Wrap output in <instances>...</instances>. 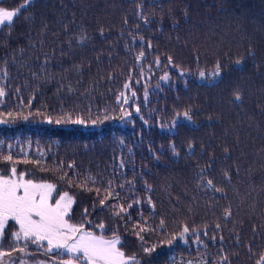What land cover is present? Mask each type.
Wrapping results in <instances>:
<instances>
[{"label": "trees", "instance_id": "trees-1", "mask_svg": "<svg viewBox=\"0 0 264 264\" xmlns=\"http://www.w3.org/2000/svg\"><path fill=\"white\" fill-rule=\"evenodd\" d=\"M24 2L0 0V176L138 264H264V0Z\"/></svg>", "mask_w": 264, "mask_h": 264}, {"label": "snow or ice", "instance_id": "snow-or-ice-1", "mask_svg": "<svg viewBox=\"0 0 264 264\" xmlns=\"http://www.w3.org/2000/svg\"><path fill=\"white\" fill-rule=\"evenodd\" d=\"M30 2L31 0H25L21 7H27ZM19 12L20 9L8 10L0 7V26L11 24ZM0 95H3L2 91ZM74 122L83 123L81 120ZM7 159L10 160L11 157ZM208 184L211 185L212 182L208 181ZM72 204L73 198L67 192L60 194L56 192L53 184L26 180L23 174L17 176L13 167L11 176H0V234L8 221L12 220L19 226V230L14 233L17 240L21 237L33 241L46 240L49 250L62 248L69 254L77 255V264L80 258L78 254H82L84 264H138L135 256H126L117 247L120 243L119 237L105 239L84 231L82 224L69 223L66 217L69 216ZM99 227L103 229L102 224ZM184 231L187 232L188 229L185 228ZM144 251L150 253L153 249L145 248ZM65 264H74V261L68 260Z\"/></svg>", "mask_w": 264, "mask_h": 264}, {"label": "rangeland", "instance_id": "rangeland-1", "mask_svg": "<svg viewBox=\"0 0 264 264\" xmlns=\"http://www.w3.org/2000/svg\"><path fill=\"white\" fill-rule=\"evenodd\" d=\"M10 221L12 220L8 221L3 233L0 234V253H3V255H0V264H65L68 260L77 262V255L69 254L65 249L52 248L49 250L46 240L33 241L32 239L26 240L23 237L17 240L14 233L19 230V226L16 225L15 221H12L17 229L15 226L12 228L9 225ZM84 231L88 232L86 229ZM40 249L47 250L52 257L46 255L45 260L40 259L38 256ZM78 255L80 256L78 263L84 264L82 254ZM262 262L263 259L260 260V263Z\"/></svg>", "mask_w": 264, "mask_h": 264}]
</instances>
